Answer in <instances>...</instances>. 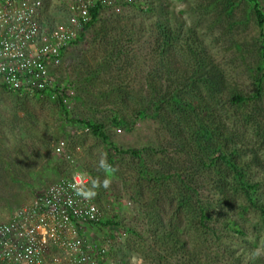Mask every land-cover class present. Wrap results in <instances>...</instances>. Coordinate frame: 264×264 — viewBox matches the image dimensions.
I'll return each mask as SVG.
<instances>
[{
	"label": "rangeland",
	"instance_id": "374dc122",
	"mask_svg": "<svg viewBox=\"0 0 264 264\" xmlns=\"http://www.w3.org/2000/svg\"><path fill=\"white\" fill-rule=\"evenodd\" d=\"M258 2L264 12V0ZM252 5L250 0H137L121 14L103 11L75 48L77 62L56 72L67 100L0 88V216L5 207L16 210L81 172L89 176L103 213L100 223L84 228L96 264H264L261 212L240 206L248 200L232 190L236 174L227 165L220 174L229 175L230 202H220L211 180L215 170L197 169L200 151L185 118L192 113L198 128L195 112L203 114L230 159L259 185L258 205L264 207V27ZM45 13L67 19L60 0H50ZM160 26L179 33L171 54L160 45ZM115 37L126 54L105 60L106 42ZM193 40L196 53L208 60L203 70L193 69L194 59L183 48ZM178 69L187 71L184 77ZM207 70L224 82L220 92L190 81L194 72L199 78ZM165 93H178L179 99L159 102ZM236 95L246 100L238 102ZM186 98L190 109L181 104ZM117 113L127 117L126 125L114 123ZM81 120L102 124L108 140ZM60 142L66 144L62 155L55 151ZM101 153L112 162L107 171L98 168ZM159 173H180L192 183L199 191L191 204L210 205L207 221L194 211L178 213L182 184L169 180V190L150 180ZM105 178L111 181L108 189H92L93 179L102 184ZM162 224L179 233L183 249L160 238ZM103 247L107 251L100 255Z\"/></svg>",
	"mask_w": 264,
	"mask_h": 264
},
{
	"label": "built area",
	"instance_id": "2783aa9c",
	"mask_svg": "<svg viewBox=\"0 0 264 264\" xmlns=\"http://www.w3.org/2000/svg\"><path fill=\"white\" fill-rule=\"evenodd\" d=\"M49 1L0 0V88L65 101L69 95L64 97L56 72L77 62L75 48L94 20L93 11L121 14L137 0H60L67 14L60 21L46 15ZM65 150V142L55 148L58 155ZM77 174L80 186L89 189V176L77 172L0 224V264H96L84 228L101 221L103 213L93 198L77 195ZM100 249V255L107 251Z\"/></svg>",
	"mask_w": 264,
	"mask_h": 264
},
{
	"label": "trees",
	"instance_id": "16d2710c",
	"mask_svg": "<svg viewBox=\"0 0 264 264\" xmlns=\"http://www.w3.org/2000/svg\"><path fill=\"white\" fill-rule=\"evenodd\" d=\"M250 2L254 5L252 6L254 7L255 14L258 19L259 25L261 27H264V12L261 10L258 0H250ZM93 15H94L93 16L94 20L90 24V26L87 27L86 32H88V30L99 20L100 11L99 10L93 11ZM49 19L53 20L52 17H49ZM160 31H161L160 45L163 47V52L166 54H171L172 48L175 49V47L178 45L177 40L179 38V33L174 32V30H170L169 27L167 26H160ZM84 37H85V34H83L82 37L79 39L78 46L80 45ZM117 41H120V39H117V37H115L110 40V43L106 42L107 49L105 50V55H104L105 60L110 59V58L114 59L115 56L118 59H121V57L126 54L123 46L122 45L119 46ZM104 43L105 42H103V44ZM185 46L183 47L184 50H187L189 53V56H191L194 59L193 61L194 65L192 66L193 69L203 70L205 66L207 65L208 60L206 57L204 56L201 57L200 55L196 53V49H199L198 42L193 40V42H191L190 44H185ZM190 63L191 62L188 63L189 65L185 63L184 66L190 67ZM184 70L178 69L176 72L177 74L179 73L182 74L181 76L184 77V74L187 73V71H184ZM194 73L195 75L191 77L190 79V81H192L193 84L200 82L201 84H205V86L208 88L209 91L220 92L221 88L223 87V83H224L222 80H220V78H217V76L216 78L212 77L211 75L213 74L210 75L208 70L205 71L203 75L199 76V78H198V75H199L198 72H194ZM4 90L7 91L6 89ZM177 95L178 93L162 94L161 97H159V102H163L165 104L170 103L169 97L171 99L172 98L179 99L177 98ZM37 97L39 98V95H37ZM234 98L238 102H244L246 100L244 97H241L238 95H236ZM46 99L51 100V98H46ZM59 100L62 101V96H60ZM59 100H56V101H59ZM187 101H188L187 98L182 99L181 104L182 106L190 109L191 105ZM59 106L61 108H65L64 107L65 104H62L61 102H59ZM144 113L145 111H142L140 115L144 116ZM195 113L199 114L198 119H199L200 124L198 128L194 126L195 123L194 121L191 120L192 113L189 115V117L188 115L185 116V118L186 120H188L189 125L192 126L191 135H193L194 137L191 140H193V147L197 151H200V155L198 156V158L196 156V158L198 159V162H200V165L197 166V169L203 168L207 170V169L213 168L215 170L217 174V178L211 179L215 187L213 191L219 194L218 196H220L219 197L220 202L222 204L224 203V205H227V203L230 202L229 195H226V193L229 190V186L226 183L229 175L226 172H224L223 175L220 174V171L222 170L221 166L227 165L231 169H233L236 175L234 177L235 182L232 184V190L234 191L235 194L237 193L236 194L237 196L240 193H244V195L246 196L248 200V203L240 204V206L244 207V209H253V210L257 209L259 212H261L263 216V220H264V207L258 205V200L260 197L259 185L253 184L251 181L247 180L244 169H241L237 161L230 159V153L226 149L225 144H223V142L221 141V138H217L218 137L217 132L213 130L212 126L209 123H206L207 120L205 119L203 114L199 112H195ZM79 123L84 124L86 127L90 128L94 135L102 137L105 141L108 140V136L104 132V128L102 124L101 125L93 124L91 122H86L82 120L79 121ZM114 123L116 125H126L128 123V120L126 116H122L120 113H117L116 116H114ZM123 153L131 154L134 156L139 155L137 151H124ZM111 163H109V165H112ZM144 174L146 173L145 172L140 173L141 178L143 177L144 179H146ZM159 174L161 175H156V176L151 175L150 180H154L156 184H159L162 182L164 185H166L167 189L169 190H170V187L168 185L169 180L177 178L176 184L178 185V187H180V183L182 184L181 188L183 189H181V199L178 202V207H177L178 213H181L187 210L191 212L194 211L195 215L197 216V218H199L202 221V223L207 221V218H209L208 207L210 208V205L209 204L204 205V204H201L200 202H196L197 203L196 205L191 204L192 197L195 195H198V191H199L194 185H191L192 183L189 184L185 180V178L182 176V174L180 173L176 174L175 177L172 176V174H165V173H159ZM224 196H226V198H224ZM230 205L231 204H229V206ZM156 220L158 223L161 221V214H160V217L158 216V213L156 214ZM100 222L101 221H99L98 223ZM106 223L110 224L113 222L107 221ZM158 232L162 233V236L160 238H163V240L166 243L173 244V246L175 247L178 245L179 249H183L185 247V245L182 243V239L179 236V233L174 232V230H166L162 224V227L160 230H158Z\"/></svg>",
	"mask_w": 264,
	"mask_h": 264
},
{
	"label": "clouds",
	"instance_id": "9594fccd",
	"mask_svg": "<svg viewBox=\"0 0 264 264\" xmlns=\"http://www.w3.org/2000/svg\"><path fill=\"white\" fill-rule=\"evenodd\" d=\"M98 168L103 170H108L110 168V165L107 162L106 153H101L99 161H98ZM74 180L76 183L73 185V187L76 189L77 195L83 196L84 198H92L96 195L95 191L91 189L85 190L83 187H81V178L80 174H77L74 177ZM92 189L96 187L102 186L104 189H108L110 187L111 181L108 178H105L101 184V182L98 179L92 180ZM258 254V252L256 253Z\"/></svg>",
	"mask_w": 264,
	"mask_h": 264
},
{
	"label": "crops",
	"instance_id": "0c3cea01",
	"mask_svg": "<svg viewBox=\"0 0 264 264\" xmlns=\"http://www.w3.org/2000/svg\"><path fill=\"white\" fill-rule=\"evenodd\" d=\"M15 206H17V205H15ZM13 208V206H11V207H5V209H6V211H5V213H3L1 216H0V224H2V223H4V222H6L9 218H10V216H11V214L14 212V210H15V208L14 209H12ZM18 208V207H17ZM12 209V210H11ZM2 211H0V213H1Z\"/></svg>",
	"mask_w": 264,
	"mask_h": 264
}]
</instances>
